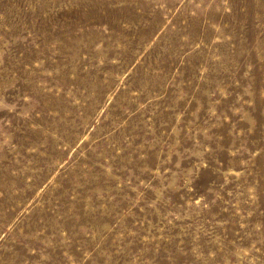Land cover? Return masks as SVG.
Wrapping results in <instances>:
<instances>
[{
    "label": "rangeland",
    "instance_id": "obj_1",
    "mask_svg": "<svg viewBox=\"0 0 264 264\" xmlns=\"http://www.w3.org/2000/svg\"><path fill=\"white\" fill-rule=\"evenodd\" d=\"M0 264H264V0H0Z\"/></svg>",
    "mask_w": 264,
    "mask_h": 264
}]
</instances>
